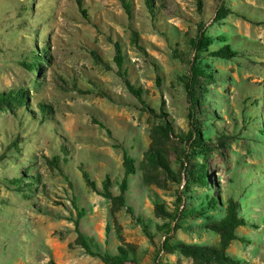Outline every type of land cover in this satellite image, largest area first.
Returning <instances> with one entry per match:
<instances>
[{
	"label": "rangeland",
	"instance_id": "obj_1",
	"mask_svg": "<svg viewBox=\"0 0 264 264\" xmlns=\"http://www.w3.org/2000/svg\"><path fill=\"white\" fill-rule=\"evenodd\" d=\"M83 1L87 15L77 0H0V92H30L28 106L0 110V264H106L79 243L77 226L95 252L130 251L128 264H193L161 250L160 227L176 220L155 212L157 200L172 213L184 207L185 181L161 174L159 183H147L144 176L162 109L176 133L195 129L185 81L196 55L191 39L202 32L214 38L210 48L229 42L240 54L201 60L215 77L204 82L200 107L213 117H199L214 149L190 153L176 134L166 141L169 158L176 173L181 161L189 163L185 152L207 163L223 198L239 200L240 213L257 224L239 227L248 241L235 240L228 251L242 264H264V0H152L155 16L146 0H130L131 16L122 0ZM221 7L230 13L217 19ZM132 29L144 50L132 41ZM115 42L124 49L129 78L144 88L156 113L143 110L126 87ZM43 50L48 58L40 60L41 73L22 64ZM41 104L50 106L46 114ZM215 132L225 134L223 144ZM122 147L135 159L136 172L128 176L127 206L116 207L88 185L83 170L100 191L110 177L113 193L120 194ZM191 190L195 197L205 193L196 185ZM189 202L198 204L196 198ZM223 214L185 218L170 232L173 241L219 245L206 224Z\"/></svg>",
	"mask_w": 264,
	"mask_h": 264
},
{
	"label": "trees",
	"instance_id": "obj_2",
	"mask_svg": "<svg viewBox=\"0 0 264 264\" xmlns=\"http://www.w3.org/2000/svg\"><path fill=\"white\" fill-rule=\"evenodd\" d=\"M78 5L81 7L83 13L87 15V10L84 8V1L77 0ZM124 8L129 16L133 13V5L130 0H122ZM146 3L152 13L155 16V5L152 0H146ZM202 5V0H200ZM230 13V9L221 7L217 12V19L226 17ZM222 40L227 41L223 36ZM214 38L202 32L195 39H191V45L196 51L195 59L192 62L190 68V75L185 81V86L190 98L192 107L189 112V117L193 119L195 129L190 131L188 134L183 136L182 134L176 133L173 122L168 118V113L162 111L158 113V117L161 119L160 123L155 125L152 129L151 144L145 153V181L147 183H159V177L161 174L164 178H174L177 182L181 183L185 181L183 187V193L186 194V204L184 207L176 213L168 211L164 204L160 201H155V212L157 216H162L166 218H171L176 220L175 225L172 227L171 223L166 222L163 224V232L165 233V239L162 241L161 250L166 254H173L178 252L179 254L191 258L193 264H242L240 257L228 251L230 244L239 240L242 242H247V237L241 235L237 232L238 228L241 226H246L249 224L257 225L252 223L249 218L245 217L240 213V201L237 200L232 195L226 200L222 196L220 186L216 183V180L210 176L208 165L205 161L193 162L191 156L185 152V159L187 158V163L181 161L183 164L182 170L184 175L182 177V170L176 173L171 165V161L168 154V147L166 141L171 139L172 135L180 136L181 140L189 144L191 149L190 153L194 151L201 152L202 154H207L209 151L213 150L215 145L212 142L207 143L203 134V129L201 128L199 117L204 116L205 118L213 117L212 114H205L208 111L206 109L201 110L200 107L205 101L204 95L206 94V82L214 80V72L208 70L207 65H203L201 60L205 54H209L214 57H219L222 59H233L237 57L240 52L233 47L229 42H226L218 48H210L213 43ZM132 41L137 44L142 50L144 47L140 45V35L136 29H132ZM115 61L118 66V72L123 78L126 87L134 95V97L142 104L143 110H149L156 113L155 109L150 106L147 99L145 98L144 88L138 86L132 82L128 76V71L124 68V49L119 42H115ZM38 50V49H37ZM38 52V51H37ZM43 54H35L30 61L24 60L22 64L33 70L35 73H41L42 62L41 59L48 58L45 50L41 51ZM175 53L178 54L177 48H175ZM94 56L99 60L103 61L97 52L93 53ZM182 53L177 57H181ZM160 82L161 79L159 78ZM30 92L26 88L12 89L9 91L0 92V110L9 109L15 111L17 108L28 106L29 104ZM43 113L46 114L50 106L41 104ZM224 133L219 135L215 132V138L217 139L218 145L224 142ZM63 151L68 155L69 150L67 146H62ZM123 159H124V171L125 175L120 183L121 193L115 195L112 191V182L110 177H107L103 182V191L98 190L96 182L93 181L89 174L83 170V175L88 183V185L95 191L99 192L106 198L110 199L113 204L118 206H127V200L125 193L129 187L128 176L136 172L135 159L129 154L125 147H122ZM181 159V156H178ZM57 160V157L54 158ZM196 185L205 189L204 194H197L196 197L193 193H189L191 186ZM196 198L198 204L192 205L189 202L190 199ZM181 199V198H180ZM129 208V207H128ZM224 211V214L217 220H212L207 223L206 226L213 232L219 235V245H209L200 243H188L182 240L173 241V237L170 234L172 230H177L182 227V220L190 216H205L207 213L212 212V215L218 212ZM83 215L80 212V217ZM211 215V216H212ZM77 225L79 222L77 221ZM78 231V241L86 248L87 252L99 256L106 264H128L131 262V252L124 249L122 246L119 247L116 254L95 252L92 249L91 241L85 234L79 229ZM146 235L152 239V233L145 227ZM158 254V253H157ZM157 256V255H156Z\"/></svg>",
	"mask_w": 264,
	"mask_h": 264
}]
</instances>
